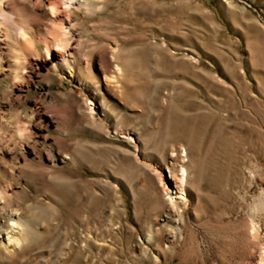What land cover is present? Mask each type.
I'll return each mask as SVG.
<instances>
[{
	"label": "rangeland",
	"instance_id": "374dc122",
	"mask_svg": "<svg viewBox=\"0 0 264 264\" xmlns=\"http://www.w3.org/2000/svg\"><path fill=\"white\" fill-rule=\"evenodd\" d=\"M69 19L72 72L18 53L10 25L0 43V239L6 212L23 225L0 264H264V0H89Z\"/></svg>",
	"mask_w": 264,
	"mask_h": 264
},
{
	"label": "bare ground",
	"instance_id": "6f19581e",
	"mask_svg": "<svg viewBox=\"0 0 264 264\" xmlns=\"http://www.w3.org/2000/svg\"><path fill=\"white\" fill-rule=\"evenodd\" d=\"M81 1L88 2L89 0H0V30L4 27V34H1L0 31V43L6 42L10 37V25L14 28L15 48L18 53L30 52L34 49L35 44L41 45L44 48L47 61L62 64L72 72L69 58L73 60V64H76L78 60L75 56V35L69 13L71 6H77ZM28 13L35 17L40 16L44 20L42 31L33 29L32 24L34 23L32 22L23 23L21 21V17ZM1 36L4 37L1 38ZM121 76L122 68L117 65L112 74L104 73L103 79L106 84L119 90ZM185 179L184 165H181L180 174H170L174 188L180 191L183 190ZM12 212L11 210L5 213L8 223H5L3 227L5 237L2 236L0 239V243L4 246L22 243L20 234L23 225ZM15 229L16 231H14Z\"/></svg>",
	"mask_w": 264,
	"mask_h": 264
}]
</instances>
